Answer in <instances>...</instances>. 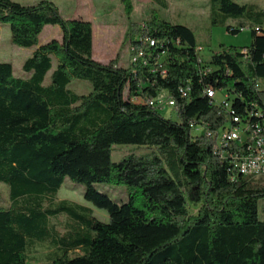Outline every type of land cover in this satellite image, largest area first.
Segmentation results:
<instances>
[{"label":"trees","instance_id":"trees-1","mask_svg":"<svg viewBox=\"0 0 264 264\" xmlns=\"http://www.w3.org/2000/svg\"><path fill=\"white\" fill-rule=\"evenodd\" d=\"M209 6L211 26L235 20L226 25L231 34L248 26L249 45L221 44L202 63L192 29L154 14L128 39L144 49L140 39H154L148 64L124 68L93 59L89 21L63 18L49 0H0V23L9 27L11 43L35 47L22 65L27 78L0 62V183L9 190V204L0 206V264H264L258 215L264 179L232 171L204 134L192 136L193 119L222 118L195 88L188 98L178 91L201 78L235 94L239 111L251 101L261 105L264 91L254 83L264 81V8L234 0H209ZM49 25L59 27L60 39L39 44ZM205 66L213 70L202 75ZM74 84L88 91L76 93ZM163 93L175 100L177 121L131 100ZM121 144L154 152L112 161V147ZM65 178L84 186V200L104 209L107 222L82 205L55 202ZM98 184L125 187L127 201L116 203ZM188 204L197 207L194 214ZM61 215L66 224L59 234L50 220ZM44 242L56 248L55 257L30 262L27 249ZM76 250L81 254L69 256Z\"/></svg>","mask_w":264,"mask_h":264},{"label":"rangeland","instance_id":"rangeland-1","mask_svg":"<svg viewBox=\"0 0 264 264\" xmlns=\"http://www.w3.org/2000/svg\"><path fill=\"white\" fill-rule=\"evenodd\" d=\"M22 4H35L40 0H14ZM50 1V0H49ZM126 1L130 4V11H126ZM166 5L156 3L155 0H51L60 11L63 18L70 19L81 17L88 20L93 32V59L94 57L102 63L117 61L118 66L127 68L130 66L132 56L131 45L128 42L134 27H142L145 21L157 14L161 18L174 24L189 26L196 38L197 56L201 62L209 61L212 52L219 49L221 44L225 46H248L251 40L250 28L241 29L237 34L226 31V25H237V21L228 19L224 25H210L209 0H164ZM238 3H253L258 8H264V0H234ZM61 32L58 26H45L39 35V44L51 39L59 40ZM35 47L21 48L10 41V32L7 25L0 23V62H9L12 65L13 75L27 78L28 73L22 70V65L29 58ZM170 68L172 64H168ZM55 60L53 59V68ZM48 80V77L46 81ZM76 83L89 82L77 80ZM76 93H86L88 88L83 84H74L71 87ZM219 96V95H218ZM160 114L164 118L177 121L178 117L172 108L163 109ZM154 149L136 147L129 144L114 145L112 147L111 159L118 161L124 156L151 155ZM264 179V178H260ZM97 189L106 193L116 203L127 201L128 191L122 186H111L105 184L96 185ZM8 187L0 183V206L6 207L9 204ZM84 186L65 178L56 201L66 200L87 207L91 210L92 216L102 222L108 221V214L104 209L95 207L83 198ZM197 207L188 204V212L194 214ZM258 215L264 221V198L258 200ZM50 224L59 234L65 230L66 219L58 216L50 220ZM56 248L48 242L34 243L26 251L30 262L46 263L52 260ZM81 254V250L71 251L69 256Z\"/></svg>","mask_w":264,"mask_h":264},{"label":"built area","instance_id":"built-area-1","mask_svg":"<svg viewBox=\"0 0 264 264\" xmlns=\"http://www.w3.org/2000/svg\"><path fill=\"white\" fill-rule=\"evenodd\" d=\"M140 40L146 44L147 49L131 47L130 63L133 65H147L150 56L148 49L155 45L154 39ZM240 52L246 56V49ZM211 70L213 67L205 66L201 74L206 75ZM154 71L155 68L150 69V72ZM160 74L165 76L167 71L162 69ZM254 87L264 91V81L256 80ZM194 88L199 95L208 99L209 105L217 110L222 119H193L189 123L192 136L204 134L211 141L213 154L221 161L227 159L232 171L245 177L264 178V102L260 105L257 101H251L241 106L242 111H239V108L233 106V99L237 98L235 94L205 85L201 78L196 83L188 82L179 87L180 97L188 98ZM131 100L144 102L158 112L165 108H172L175 112L178 110L175 100L166 93L144 99L132 96Z\"/></svg>","mask_w":264,"mask_h":264},{"label":"crops","instance_id":"crops-1","mask_svg":"<svg viewBox=\"0 0 264 264\" xmlns=\"http://www.w3.org/2000/svg\"><path fill=\"white\" fill-rule=\"evenodd\" d=\"M51 1V0H50ZM74 18H81V17H74ZM83 19V18H82ZM88 21V20H87ZM93 39H92V57H93ZM94 60H96V61H98L99 62V60H97L95 57H94ZM102 63V62H101Z\"/></svg>","mask_w":264,"mask_h":264}]
</instances>
